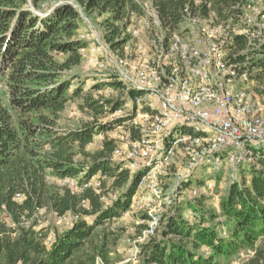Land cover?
I'll list each match as a JSON object with an SVG mask.
<instances>
[{"label":"trees","instance_id":"16d2710c","mask_svg":"<svg viewBox=\"0 0 264 264\" xmlns=\"http://www.w3.org/2000/svg\"><path fill=\"white\" fill-rule=\"evenodd\" d=\"M64 1L43 15L39 13L46 0H0V264H113L110 254L117 237L105 232L96 244V229L108 231L106 226L123 215L140 181L141 174L131 176L121 164L112 162L113 140L104 142L103 149L93 155L85 153L105 126L86 123L78 130L57 131L58 119L71 101L84 99L85 108L96 117L106 107L117 108L114 102L97 101L92 93H83L82 86L70 93L71 81L61 79L64 72L81 64L85 46L77 38L80 16L74 5L87 14L108 15L103 22L105 40L111 49L120 50L130 41L124 30L131 14L140 13L137 0ZM197 1L155 0L154 5L163 24L172 30L183 20L185 8L205 19L216 13L218 23L229 29L245 13L246 0ZM231 33L236 55L232 61L244 71L262 69V62L247 60L252 54L247 36ZM58 55L66 57L63 62L57 60ZM256 77L261 78V73ZM129 121L123 118L116 123ZM132 130L134 140L141 137L139 127L132 126ZM77 149L84 153L80 165ZM259 164L260 168L246 169L251 178L243 176L230 186L221 205L223 221L218 216L208 220L203 207L191 204L198 218L195 223L190 225L182 213L168 216L162 232L140 245L141 263L220 264L252 252L246 264H264V150ZM100 173L113 182L111 188L104 182L99 192L80 189L77 193L48 181L51 175L58 180L80 175L92 179ZM119 189L123 191L118 201L105 207L104 195ZM40 210L60 217L71 213L78 219L49 247L48 234L35 229ZM90 216L95 217L93 223L87 220ZM204 248L210 251L208 256Z\"/></svg>","mask_w":264,"mask_h":264},{"label":"rangeland","instance_id":"374dc122","mask_svg":"<svg viewBox=\"0 0 264 264\" xmlns=\"http://www.w3.org/2000/svg\"><path fill=\"white\" fill-rule=\"evenodd\" d=\"M64 2L66 1L46 0V3H44L41 7L39 14L45 15ZM68 2L71 4V1ZM154 2L155 0H137L140 13L131 14L129 19L130 21L124 30L125 35L128 37L130 36V41L126 45L122 46L120 50L111 49L105 40L106 32L103 27V22L109 17L108 15H99L97 13L87 14L81 7L74 5L80 16L78 21L77 38L79 41H82L85 46L81 48V64L71 71L64 72L61 78H66L71 81L72 87L70 88V93L74 92L78 86H82L83 93H92V97L97 101L102 100L114 102V104H117V108L112 111L113 106L106 107L103 112L96 117V115L88 112V109L85 108L84 99L71 101L68 103L65 111L58 119L59 126L57 131L66 132V130H78L86 123H92L96 125V127L101 125L105 126L106 130L94 138L93 143L86 147L85 153L93 155L103 149L104 142L113 140L115 142L116 149L111 156L112 162L115 164H121L125 170L129 171L131 176L141 174L137 191L129 208L123 212V215L118 218V220H115L113 223L106 226L109 228L108 231L104 230V227L96 229L97 237L94 238V242L96 244L99 243V235L105 234V232L107 234L113 232L114 236L117 237L116 244L113 246L110 254L112 259L111 263L113 264H142L141 261L144 256V251L141 249L140 245L147 243L152 236L162 232L161 230H163L165 223L168 220V216L182 213L190 225L195 223L198 218L195 217V211L190 206L191 204H194L197 209H199L200 206L203 207L205 211H207L205 214L208 220H210L212 216H218V220L223 221V216H221V205L222 201L229 195L228 191L230 186L233 182L243 179V176L248 177V179L251 178L250 171H247L246 169L250 170L249 166L260 168L259 155L264 150V143H257L250 140H248L249 142L245 141L240 147H235L233 145L223 147L218 146L215 147L214 150H210L213 148L208 146L207 149L204 148L205 152L203 151V154L199 160H197V162H199V166H197L198 168L195 167L194 169L192 166L190 167L191 162L193 161V158L188 153L190 151L184 148V146L181 148H175L173 157L164 167L161 165L163 168L161 166L155 167L154 165L155 163L156 165L158 164L157 162L159 157H163V155H160L150 161L142 158H135L131 160L127 157L126 153L131 148V144L133 142H137V140H142L150 132L149 129H151L152 124L151 114H153L151 113L152 106H148L149 108H142L141 105L138 106L135 102L137 98L136 94L132 89L129 90L128 94L126 93V85L123 81H119L114 73L112 74V68L109 70H100L94 66L92 67L89 63V59L101 58V60H104V58L114 57L116 59L124 60V64L129 69L130 67L137 70L140 69V58L142 56L152 55L155 51V47L151 44L152 39L163 35L156 23L160 22L163 27H166L157 13ZM197 2L200 3L199 0ZM30 8L34 10L33 7ZM250 14L253 15L254 12L251 11ZM193 16L200 15L195 14ZM208 20H214L211 22L218 23L217 14L212 13L210 19ZM183 26L185 25L183 24L182 26L175 28V30L179 31V29L181 30ZM223 29V38L226 45L224 49L227 51L228 56L230 55L229 58L232 61V56L235 57L236 55L234 53L235 50L231 47V32L238 35L237 33L240 29L245 28L241 23L239 26L236 25L235 27H230V29L229 27L227 28L224 26ZM169 36L170 34L165 33L163 40L165 46L168 43ZM158 43L160 44V42ZM84 49L86 51H83ZM247 49H249L252 53L247 60L250 61V64H252L253 61L257 63L262 62L259 66L262 69L252 70L251 68L248 69L249 71H244L241 65L232 61L236 65L239 73V77H235V81L232 83L235 85H233V89L234 91H237L240 90L246 82L247 84H250L249 93L251 94V98L249 100V106L264 119V55L260 56L259 52H255L252 44H250ZM241 54H246V52H242ZM116 56H118V58ZM65 58L66 57L58 55L57 60L63 62ZM102 72L104 74H102ZM258 73H261V78L256 77ZM244 74H246V76L242 77ZM124 91L125 93H123ZM153 108H155L154 105ZM120 109H125V112L122 111V114L121 112L119 113L118 111ZM123 118H129L131 121L124 125L116 123L119 119ZM132 126L140 128L142 133L140 138L135 140L132 138ZM176 132L178 133L176 129H173L170 133H167L166 136H164L163 146H165V148L167 147L166 149L171 147V141L174 139V135L177 134ZM143 134L145 136H143ZM117 150L120 151L119 154ZM76 153L78 154L76 156L77 164H83L84 153L81 154L79 149H77ZM150 162L152 163L151 165ZM87 168L88 167L86 166L85 169ZM140 171H142V173ZM48 181L52 183L56 182L61 187H69L77 193L80 192V189H92L99 192L101 188H103L104 182H106V186L108 188H111L113 182L112 179L108 176L102 175V173L94 176L92 179H85L84 175H80L76 178H67V180H58L51 175L48 176ZM97 184H100V187H98ZM140 186L142 187L141 189ZM122 191L123 189H119L117 191L113 190L112 192L104 195L102 201L104 206L109 207L113 205V203L117 202ZM194 192H196V194H194ZM20 198L21 196H18L17 199ZM107 201H109L108 204ZM84 205L88 208L91 207L89 201H85ZM36 216L37 227L35 229H43L44 232L48 234L49 237L46 244L49 247L58 235L67 233V231H69V229L73 226L74 222L78 219L71 213H68V215L64 217H60L48 210H40ZM3 217L6 222L12 223L8 217ZM94 219L95 217H87V220L90 223H93ZM227 234L228 231L223 233L222 237H226ZM207 252L210 251L207 248H204L206 256L209 255ZM252 255V252H242L229 262L221 260L220 264H246Z\"/></svg>","mask_w":264,"mask_h":264},{"label":"bare ground","instance_id":"6f19581e","mask_svg":"<svg viewBox=\"0 0 264 264\" xmlns=\"http://www.w3.org/2000/svg\"><path fill=\"white\" fill-rule=\"evenodd\" d=\"M251 11L254 12L253 15L250 14ZM244 12V16L237 26L242 23L245 29H240L237 34L246 35L249 45H253V50L263 56L264 46L259 43L264 45V0H246ZM183 13L185 18L179 23L178 27L183 24L185 26L179 31L169 29L168 26L163 27L160 22L156 23L163 35L152 39L151 44L155 47L153 52L155 54L139 57L141 68L138 70L131 67L130 69L127 68L124 60L114 57L104 58V60H101V58L89 59L92 67L94 66L100 70L112 68L113 72H110L114 73L118 80L123 81L126 85V93L128 94L129 90L132 89L136 94L135 102L138 103V106L141 105L142 108L152 106L151 113L154 115L151 114L152 124L149 134L146 136L143 134L145 137L142 140L133 142L126 154L131 160L133 158H142L149 161L163 155V157H159L157 165L156 161L154 162L155 167L161 165L164 167L173 157L175 148H181L182 146L190 151L188 153L193 158L190 167L192 166L194 169L199 166L197 160L203 154L204 148L207 149L208 146L213 148L210 150H214L218 146L233 145L240 147L248 140L264 143V119L249 106L251 98L249 93L250 86L244 84L240 90L234 91L233 89L234 84L232 83L235 81V77H239V73L236 65L231 62L230 55L228 56L227 51L224 49L226 45L223 38V24L213 23L211 21L214 20H208L200 16H193L188 8H185ZM165 33L170 34L166 46L163 43ZM116 57L118 58V56ZM192 69L197 73L192 72ZM102 74L104 73L102 72ZM245 76L246 74L242 75V77ZM184 100L186 102H183ZM164 102H167V104ZM153 105L155 108H153ZM223 106H225L226 113H229L230 119L242 120L244 123L249 122L244 124L247 136L230 140L231 145H219L224 140V129L221 126H210L204 119V116L214 114L215 110L222 109ZM186 107L197 109V111L193 112L192 119L174 122V117L178 119L187 118V112L184 110ZM124 110L120 109L118 112L122 114ZM173 129H176L178 133L176 132L177 134L174 135L171 147L166 149L167 147L163 146L164 136ZM117 151L119 154L120 151ZM140 172L142 173V171ZM97 185L100 187V184ZM141 186L140 189L142 188ZM108 203L109 201H107Z\"/></svg>","mask_w":264,"mask_h":264},{"label":"built area","instance_id":"2783aa9c","mask_svg":"<svg viewBox=\"0 0 264 264\" xmlns=\"http://www.w3.org/2000/svg\"><path fill=\"white\" fill-rule=\"evenodd\" d=\"M259 44L261 46H264L261 43H259ZM192 72H196V71H194V69H192ZM246 84H247V82H246ZM248 86H249V84H248ZM183 102H186V100H184ZM164 103L167 104V102H164ZM184 110H186V112H187V118L178 119L177 117H174V122L185 120V119H192L193 112L197 111V109H192L189 107H186V109H184ZM204 119L206 120V122L209 123L210 126H214V127L215 126H221L224 129V140H222L219 145H231L230 140L240 139L241 137L247 136V134L245 133L244 124H248L249 122L244 123L242 120L230 119L229 113H226V111H225V106H223L222 109L215 110L214 114H208V115L204 116ZM170 151H171V149H170ZM169 155H170V152H169ZM133 159H135V158H133Z\"/></svg>","mask_w":264,"mask_h":264}]
</instances>
